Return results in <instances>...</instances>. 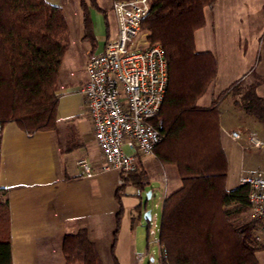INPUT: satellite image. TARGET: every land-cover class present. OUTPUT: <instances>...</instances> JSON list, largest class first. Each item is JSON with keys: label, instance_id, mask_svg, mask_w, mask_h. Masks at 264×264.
I'll return each mask as SVG.
<instances>
[{"label": "trees", "instance_id": "obj_1", "mask_svg": "<svg viewBox=\"0 0 264 264\" xmlns=\"http://www.w3.org/2000/svg\"><path fill=\"white\" fill-rule=\"evenodd\" d=\"M118 1V0H114ZM143 23L150 44L161 45L168 64V88L161 119L164 139L154 156L178 170L181 187L163 203L159 244L162 264H259L249 187L228 190L229 160L222 144L219 104L235 83L210 107L198 106L218 76L212 52H198L195 33L206 25L205 10L217 0H149ZM84 39L96 47L91 10L97 0L81 3ZM69 47V27L61 7L46 0H0V126L15 123L27 134L53 131L58 124V77ZM235 104L264 124V99L255 86ZM116 192L119 205L115 247L122 224V196L129 184H150L138 170L123 176ZM140 215L147 209L137 207ZM66 264H103L86 229L65 235ZM0 264H13L8 189L0 188Z\"/></svg>", "mask_w": 264, "mask_h": 264}, {"label": "crops", "instance_id": "obj_2", "mask_svg": "<svg viewBox=\"0 0 264 264\" xmlns=\"http://www.w3.org/2000/svg\"><path fill=\"white\" fill-rule=\"evenodd\" d=\"M46 1L62 8L69 27V47L58 77L57 128L30 135L15 123L4 127L0 148V188L8 189L13 264H66L63 253L65 235L80 229L87 230L89 239L96 245L103 264H115L112 249L119 212L116 192L120 186V174L117 171H103L105 160L93 133L88 107L80 93V89L87 81L88 55L92 52H103L107 41L117 35L118 26L113 11L114 0H108L106 6H103L102 0H97L99 9L91 10L96 47L84 39L85 25L81 3L89 0ZM219 1L217 0L211 8L213 10L211 18L214 17V21L219 16L216 7ZM95 12L99 13L94 16ZM100 13L104 14L103 21L98 19ZM205 16L206 25L197 33L205 30L208 24L206 10ZM261 33L262 30L259 28L257 36ZM214 36L216 40L214 47H217L219 31L216 26H214ZM207 37L208 33L205 31L201 40L204 49L197 51L212 52L217 59L218 76L212 85L214 92L221 94L227 91L228 88L225 87L233 81L238 83L240 80L237 79L255 74L256 71L251 73L252 70L246 67L233 80H224V77L222 79L218 52L205 46ZM222 45L228 53L227 45ZM222 80L225 84L221 86ZM251 86H255L258 95L264 99V69L257 75V80L251 81L246 89ZM229 93H232L234 98L235 91ZM215 98L210 100V106ZM235 102L236 99L233 103L241 110L239 112L241 122L245 125L249 124V129L241 130H248L264 140V124L246 114ZM222 117L221 111L222 144L229 160L227 188L233 190L241 186L243 176L257 172L264 174V160L260 156H253L250 150L249 173L245 172L244 158L247 153L237 144L225 146ZM234 130L238 129L234 128ZM259 154L263 157L264 149L260 150ZM84 157L90 162L92 177H86L79 165V161ZM151 157L157 161L154 155L142 156L138 159V166L145 170L149 179ZM231 171L235 172V188L230 189L228 182ZM166 180L168 189H171L170 193L177 191L182 185L181 180ZM168 195L170 194H165V198ZM131 243L129 237L121 233L118 235L115 255L119 256L122 264L123 259L129 258L130 253L134 259L136 241H133V245Z\"/></svg>", "mask_w": 264, "mask_h": 264}, {"label": "built area", "instance_id": "obj_3", "mask_svg": "<svg viewBox=\"0 0 264 264\" xmlns=\"http://www.w3.org/2000/svg\"><path fill=\"white\" fill-rule=\"evenodd\" d=\"M113 11L117 35L107 41L103 52L88 55L87 81L80 93L105 160L103 171H117L121 185L123 176L138 170V159L154 155L164 139L160 115L169 77L161 45L150 44L149 33L142 27L150 11V1H114ZM3 132L4 127L0 126V148ZM229 136L241 150L264 149L263 138L248 130H234ZM79 165L86 177L93 176L87 157ZM241 185L249 187L255 242L264 246V174L245 175ZM144 257L140 255L141 260Z\"/></svg>", "mask_w": 264, "mask_h": 264}, {"label": "rangeland", "instance_id": "obj_4", "mask_svg": "<svg viewBox=\"0 0 264 264\" xmlns=\"http://www.w3.org/2000/svg\"><path fill=\"white\" fill-rule=\"evenodd\" d=\"M103 6H106L108 0H102ZM217 11L219 13L218 18L214 21V17L211 18V8L206 9L208 24L205 30L202 32H196L198 36L197 49H204L201 45L202 35L205 31L208 33L206 45L212 50H217L218 58L221 65V76L224 80H233L240 75L246 67L248 70L254 71L255 74L251 77L248 74L246 77L237 79L239 88L235 92L234 98L232 93L227 94L220 103V110L222 111V125L225 128L223 137L225 140V146H236V143L232 141L228 133L234 131L237 128L249 129V124L245 125L241 122L239 112L240 109L236 108L233 103L234 99H240L246 87L253 80H257V75L264 69V0H220L217 4ZM99 12H95L96 16ZM98 19L103 21L104 14L100 13ZM214 26L219 31V45L216 44L214 36ZM261 28L262 33L257 36L258 29ZM195 33V35H196ZM222 44H226L228 53ZM221 48V49H220ZM228 54V55H227ZM251 66V67H249ZM248 71V72H250ZM233 81L225 87L230 89L231 85L236 83ZM225 84L222 80L220 85ZM227 89V90H228ZM220 93L214 92L213 86L209 88L206 94L198 101V106L207 107L210 106V100L213 97H218ZM244 115V114H242ZM249 119V118H248ZM243 124V125H242ZM243 144L244 141H242ZM127 154H130L127 148L124 149ZM249 151L243 150L247 153L244 158L245 172L249 173ZM253 156H260V150L251 149ZM153 156V155H151ZM147 157V156H145ZM143 162L145 160L143 159ZM150 166V184L145 185L144 189L137 187L133 184H129L122 196V203L124 206V213L122 216V224L119 234H123L129 239L136 241V249L134 253V259L129 255V258H125L123 264H162L163 253L159 244L160 226L162 207L165 200V194H172L171 189H168L166 179L173 181L179 180L178 170L172 165H162L158 163L154 158H149ZM145 166V164H144ZM235 172L231 171L229 178V188H235L234 180ZM149 193H152L149 196ZM142 205L143 209L151 212V219L145 220V213L140 215L137 206ZM264 247V246H263ZM145 255L144 259H140V255ZM259 264H264V248L256 252ZM120 264L119 259L116 254ZM152 259L154 261H152Z\"/></svg>", "mask_w": 264, "mask_h": 264}, {"label": "water", "instance_id": "obj_5", "mask_svg": "<svg viewBox=\"0 0 264 264\" xmlns=\"http://www.w3.org/2000/svg\"><path fill=\"white\" fill-rule=\"evenodd\" d=\"M151 194L152 193H149V196H151ZM150 219H151V212L150 211H146V213H145V220L146 221H149Z\"/></svg>", "mask_w": 264, "mask_h": 264}]
</instances>
